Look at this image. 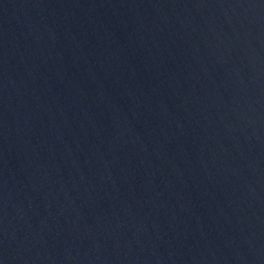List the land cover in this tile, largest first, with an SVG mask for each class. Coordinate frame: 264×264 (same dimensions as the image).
I'll list each match as a JSON object with an SVG mask.
<instances>
[{
	"label": "water",
	"instance_id": "95a60500",
	"mask_svg": "<svg viewBox=\"0 0 264 264\" xmlns=\"http://www.w3.org/2000/svg\"><path fill=\"white\" fill-rule=\"evenodd\" d=\"M0 264H264V0H0Z\"/></svg>",
	"mask_w": 264,
	"mask_h": 264
}]
</instances>
